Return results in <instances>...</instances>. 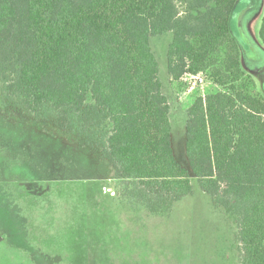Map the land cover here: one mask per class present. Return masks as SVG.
Instances as JSON below:
<instances>
[{"label":"trees","instance_id":"trees-1","mask_svg":"<svg viewBox=\"0 0 264 264\" xmlns=\"http://www.w3.org/2000/svg\"><path fill=\"white\" fill-rule=\"evenodd\" d=\"M239 0H0V101L20 117L98 142L147 213L192 194L236 220L238 264H264V98L231 30ZM170 35L172 82L222 52L215 83L186 111L184 162L150 39ZM264 46V12L258 31ZM101 124L106 128L98 135ZM132 198V199H131Z\"/></svg>","mask_w":264,"mask_h":264},{"label":"rangeland","instance_id":"rangeland-1","mask_svg":"<svg viewBox=\"0 0 264 264\" xmlns=\"http://www.w3.org/2000/svg\"><path fill=\"white\" fill-rule=\"evenodd\" d=\"M263 12L264 0H239L231 30L242 48L241 68L264 98ZM170 41L150 39L170 107L172 148L185 165L186 111L195 98L223 90L213 79L222 52L202 71V85L188 75L172 82ZM105 128L94 129L98 139ZM81 139L13 114L0 101V264H238L236 220L196 180L192 194L170 210L147 213L118 185L100 144L87 147Z\"/></svg>","mask_w":264,"mask_h":264},{"label":"built area","instance_id":"built-area-1","mask_svg":"<svg viewBox=\"0 0 264 264\" xmlns=\"http://www.w3.org/2000/svg\"><path fill=\"white\" fill-rule=\"evenodd\" d=\"M186 75L190 76V79L194 80V84L198 83L202 85L205 79L204 74L202 72H199L195 75H191V74H186ZM183 80H186V79H183Z\"/></svg>","mask_w":264,"mask_h":264},{"label":"flooded vegetation","instance_id":"flooded-vegetation-1","mask_svg":"<svg viewBox=\"0 0 264 264\" xmlns=\"http://www.w3.org/2000/svg\"><path fill=\"white\" fill-rule=\"evenodd\" d=\"M264 85V82L262 83V86Z\"/></svg>","mask_w":264,"mask_h":264},{"label":"crops","instance_id":"crops-1","mask_svg":"<svg viewBox=\"0 0 264 264\" xmlns=\"http://www.w3.org/2000/svg\"><path fill=\"white\" fill-rule=\"evenodd\" d=\"M264 86V85H263Z\"/></svg>","mask_w":264,"mask_h":264}]
</instances>
